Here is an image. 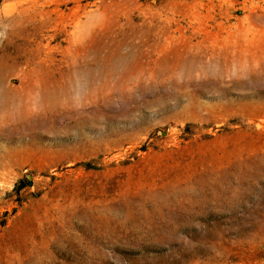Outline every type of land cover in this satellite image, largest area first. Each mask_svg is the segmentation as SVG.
Listing matches in <instances>:
<instances>
[{
	"label": "rangeland",
	"instance_id": "374dc122",
	"mask_svg": "<svg viewBox=\"0 0 264 264\" xmlns=\"http://www.w3.org/2000/svg\"><path fill=\"white\" fill-rule=\"evenodd\" d=\"M0 264H264V0H0Z\"/></svg>",
	"mask_w": 264,
	"mask_h": 264
}]
</instances>
